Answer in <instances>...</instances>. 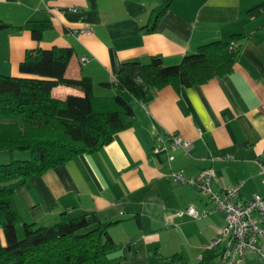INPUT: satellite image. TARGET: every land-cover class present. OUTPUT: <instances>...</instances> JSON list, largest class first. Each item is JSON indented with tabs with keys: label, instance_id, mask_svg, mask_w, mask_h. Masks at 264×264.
<instances>
[{
	"label": "crops",
	"instance_id": "1",
	"mask_svg": "<svg viewBox=\"0 0 264 264\" xmlns=\"http://www.w3.org/2000/svg\"><path fill=\"white\" fill-rule=\"evenodd\" d=\"M260 1L172 0L153 26V10L162 0H0V21L48 23L40 41L27 28L0 31V74L21 76L27 49L72 47L66 76L90 77L94 96L121 94L134 112L131 126L100 150L77 155L20 185L14 200L23 220L48 226L64 210L71 216L95 211L101 221L114 222L109 233L120 248L109 255L111 264H198L224 218L200 189L177 183L169 174L194 177L211 166L214 190L241 183L240 199L264 195L257 163L264 165V38L243 40L231 73L180 91L166 86L147 104L103 83H114L124 62L148 63L158 56L174 65L204 43L258 33L264 15L250 18L246 11ZM55 91L61 98L81 93L62 85ZM172 134L190 140L191 149L155 153L157 138ZM209 153L230 158L203 159ZM67 194L77 198L76 207L61 204ZM189 206L210 213L201 219L176 214ZM172 256L180 259H168ZM238 264L264 260L247 254Z\"/></svg>",
	"mask_w": 264,
	"mask_h": 264
},
{
	"label": "trees",
	"instance_id": "2",
	"mask_svg": "<svg viewBox=\"0 0 264 264\" xmlns=\"http://www.w3.org/2000/svg\"><path fill=\"white\" fill-rule=\"evenodd\" d=\"M90 1L94 4L96 0ZM171 1L162 0L154 8L153 26ZM246 14L250 18L264 15V0ZM47 26L44 21L20 26L0 21V31L27 28L37 41ZM250 37L262 40L264 24L252 35L233 33L226 40L204 43L174 65L163 64L158 56L148 63L124 62L115 82L103 85H116L147 104L166 86L180 91L231 73L243 40ZM73 53L68 46L30 48L19 64L21 76L0 74V150H8L12 156L9 162L0 163V264H111L109 255L120 248L109 233L114 222L101 221L95 211L71 216L64 210L58 222L38 226L23 220L14 200L15 190L29 177L64 165L77 155L100 150L133 122V108L121 94L97 97L90 77L66 76ZM59 85L81 93L56 97L53 88ZM17 151L29 152L30 158H15ZM60 201L65 208L78 205L73 194ZM18 225L24 230L22 238L17 235ZM217 255V248L206 249L198 264H210Z\"/></svg>",
	"mask_w": 264,
	"mask_h": 264
},
{
	"label": "built area",
	"instance_id": "3",
	"mask_svg": "<svg viewBox=\"0 0 264 264\" xmlns=\"http://www.w3.org/2000/svg\"><path fill=\"white\" fill-rule=\"evenodd\" d=\"M80 31L89 32L87 29ZM87 60L86 56L82 57V61ZM199 135H203L201 130H199ZM165 140L167 144H165ZM168 147H180L189 151L191 142L178 134H172L165 138L158 137L154 152L161 153L166 151ZM228 158L230 156H214L211 153L203 157V159L211 162ZM257 163L264 183V165L259 161ZM169 177L177 183H188L200 189L211 202L212 210L220 212L224 217V223L217 235L205 248V250L218 249V255L211 264H238L247 254H257L264 260V196L255 194L250 199H240L238 194L241 183L218 191L214 190L211 166L204 167L194 177H186L181 171H173ZM209 213L210 210L199 211L193 206L176 211L178 216L187 215L193 219H201ZM201 259L202 254L199 255V260Z\"/></svg>",
	"mask_w": 264,
	"mask_h": 264
},
{
	"label": "rangeland",
	"instance_id": "4",
	"mask_svg": "<svg viewBox=\"0 0 264 264\" xmlns=\"http://www.w3.org/2000/svg\"><path fill=\"white\" fill-rule=\"evenodd\" d=\"M121 93L124 94L123 92H121ZM54 95L56 97H62V96H58L57 95V91L54 92ZM15 158H18V159H29L30 158V153L27 152V151H17V152H15ZM11 159H12V156H11V153L8 150H0V163H7ZM206 199H207V197H206ZM207 201H208V199H207ZM17 235H18L19 238H22L24 236V230H23L22 225H18L17 226Z\"/></svg>",
	"mask_w": 264,
	"mask_h": 264
}]
</instances>
